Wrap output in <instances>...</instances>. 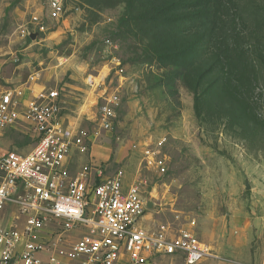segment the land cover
<instances>
[{"label": "rangeland", "instance_id": "374dc122", "mask_svg": "<svg viewBox=\"0 0 264 264\" xmlns=\"http://www.w3.org/2000/svg\"><path fill=\"white\" fill-rule=\"evenodd\" d=\"M59 1V18L49 19L51 0H0V87L34 94L55 89L63 127L86 135V151L69 156L68 174L94 165L104 177L138 185L150 206L145 226L193 233L208 253L198 264H258L264 254V0L239 6L244 18L256 13L254 38L244 43H262L253 55L252 87L240 89L248 103L223 89L210 94L199 114L179 70L147 61L150 35L140 21L120 22L122 3ZM108 103L114 117L105 131L95 118ZM33 137L22 124L4 132L0 145L24 155L34 149Z\"/></svg>", "mask_w": 264, "mask_h": 264}, {"label": "built area", "instance_id": "2783aa9c", "mask_svg": "<svg viewBox=\"0 0 264 264\" xmlns=\"http://www.w3.org/2000/svg\"><path fill=\"white\" fill-rule=\"evenodd\" d=\"M50 7L47 18H59L61 1ZM59 102L55 89L33 95L0 87V136L25 124L36 141L24 155L0 145V264H198L206 257L190 231L145 226L148 201L135 183L104 177L94 165L68 174V158L86 151V135L63 127ZM110 103L95 118L105 131Z\"/></svg>", "mask_w": 264, "mask_h": 264}, {"label": "trees", "instance_id": "16d2710c", "mask_svg": "<svg viewBox=\"0 0 264 264\" xmlns=\"http://www.w3.org/2000/svg\"><path fill=\"white\" fill-rule=\"evenodd\" d=\"M117 1L125 6L120 22L140 21L149 33L147 61L179 70L192 90L196 113L210 94L223 89L237 102L240 98L248 103L240 89L252 87L256 71L253 55L262 43H244L246 37L254 38L256 13L242 17V0Z\"/></svg>", "mask_w": 264, "mask_h": 264}, {"label": "water", "instance_id": "95a60500", "mask_svg": "<svg viewBox=\"0 0 264 264\" xmlns=\"http://www.w3.org/2000/svg\"><path fill=\"white\" fill-rule=\"evenodd\" d=\"M29 38H30V39H33V38H34V35H30ZM248 188H249V185L246 183V189H248ZM148 208H150L149 205H148Z\"/></svg>", "mask_w": 264, "mask_h": 264}, {"label": "crops", "instance_id": "0c3cea01", "mask_svg": "<svg viewBox=\"0 0 264 264\" xmlns=\"http://www.w3.org/2000/svg\"><path fill=\"white\" fill-rule=\"evenodd\" d=\"M29 92H30V93H32V94L34 95V92H33L32 90H31V91L29 90ZM27 96H30V95H29V93H28V95H27Z\"/></svg>", "mask_w": 264, "mask_h": 264}]
</instances>
